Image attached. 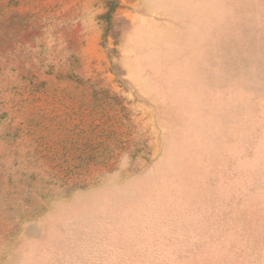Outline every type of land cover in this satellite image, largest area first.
I'll return each instance as SVG.
<instances>
[{
	"label": "rangeland",
	"instance_id": "obj_1",
	"mask_svg": "<svg viewBox=\"0 0 264 264\" xmlns=\"http://www.w3.org/2000/svg\"><path fill=\"white\" fill-rule=\"evenodd\" d=\"M0 264H264V0H0Z\"/></svg>",
	"mask_w": 264,
	"mask_h": 264
}]
</instances>
